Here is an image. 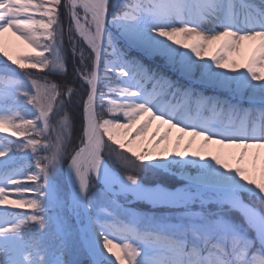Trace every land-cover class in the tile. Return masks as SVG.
<instances>
[{
  "label": "snow or ice",
  "instance_id": "6c2138e0",
  "mask_svg": "<svg viewBox=\"0 0 264 264\" xmlns=\"http://www.w3.org/2000/svg\"><path fill=\"white\" fill-rule=\"evenodd\" d=\"M0 55V264H264V0H0Z\"/></svg>",
  "mask_w": 264,
  "mask_h": 264
},
{
  "label": "rangeland",
  "instance_id": "374dc122",
  "mask_svg": "<svg viewBox=\"0 0 264 264\" xmlns=\"http://www.w3.org/2000/svg\"><path fill=\"white\" fill-rule=\"evenodd\" d=\"M4 45H5V48L9 51V53L14 58L17 57V56H22V55H26V54H30V53L34 55L33 50L30 47H28L23 41L18 40L10 32L5 33ZM248 49L249 48L247 47V49L244 50L243 54L250 55L252 49L250 51ZM208 55H211V50L208 52ZM236 56H238V55H236ZM1 58L5 59L2 55H0V62H1ZM238 60L243 61L242 57L240 59H238ZM1 64L3 65V63H0V67H2ZM174 132L175 131H173V133ZM173 133H172V135H173ZM5 135H8V133L7 132L0 133V137L5 136ZM12 138L16 139V137H12ZM230 164L233 167L236 166V165H234L231 162H230ZM19 165H22L20 163V161L18 162V166ZM260 165H261V161H258V160H256V165H255L254 169H253L252 162L247 163V165L244 164V166L249 169V174L251 175V177L253 179H256L258 182H261L262 180H264V177H262L261 173H260ZM13 198H15V197H13ZM0 208H7L9 211H28L27 209L15 208V207H13L11 205H7V204L0 205ZM120 239H121V237L118 234H116L115 240L117 242H119Z\"/></svg>",
  "mask_w": 264,
  "mask_h": 264
},
{
  "label": "bare ground",
  "instance_id": "6f19581e",
  "mask_svg": "<svg viewBox=\"0 0 264 264\" xmlns=\"http://www.w3.org/2000/svg\"><path fill=\"white\" fill-rule=\"evenodd\" d=\"M254 44H258V41L256 42H245V47L243 48L242 52L240 54H238V56H236V59H240L242 57L243 61L246 60V58L248 57L247 54H243L244 50L247 49V47L249 48L248 50L250 51L253 47ZM261 74H264V69H261ZM155 128V123L153 124V129ZM175 132L173 133V137L175 136ZM188 139H190L189 137H185V141H187ZM182 144L184 143V141L181 142ZM200 144L199 139L197 138L195 143L193 144V147H197ZM233 152V154L239 153V149H232L230 150ZM253 160H258V161H264V149H258V148H251V149H247L246 150V155L244 157V164L247 165V163L252 162ZM231 163H233L235 165L234 160H230ZM255 173V172H254Z\"/></svg>",
  "mask_w": 264,
  "mask_h": 264
},
{
  "label": "trees",
  "instance_id": "16d2710c",
  "mask_svg": "<svg viewBox=\"0 0 264 264\" xmlns=\"http://www.w3.org/2000/svg\"><path fill=\"white\" fill-rule=\"evenodd\" d=\"M2 60H4V61H6V59H3V58H1ZM10 63V62H9ZM32 71H38V70H32ZM52 79H55V77H52ZM12 139H14V138H12ZM20 163L21 164H24L25 162L24 161H20Z\"/></svg>",
  "mask_w": 264,
  "mask_h": 264
}]
</instances>
